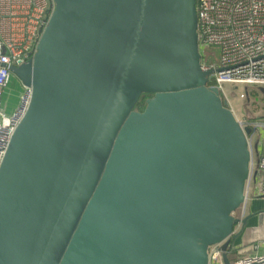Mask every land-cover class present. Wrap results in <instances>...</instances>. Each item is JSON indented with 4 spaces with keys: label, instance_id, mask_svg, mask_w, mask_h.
<instances>
[{
    "label": "water",
    "instance_id": "obj_1",
    "mask_svg": "<svg viewBox=\"0 0 264 264\" xmlns=\"http://www.w3.org/2000/svg\"><path fill=\"white\" fill-rule=\"evenodd\" d=\"M53 1L11 68L32 99L0 166V264H209L249 219L257 131L209 86L197 0Z\"/></svg>",
    "mask_w": 264,
    "mask_h": 264
},
{
    "label": "built area",
    "instance_id": "obj_2",
    "mask_svg": "<svg viewBox=\"0 0 264 264\" xmlns=\"http://www.w3.org/2000/svg\"><path fill=\"white\" fill-rule=\"evenodd\" d=\"M53 0H0V166L17 127L25 117L32 89L21 85L16 104L8 112L12 96V67L32 60L53 12ZM197 37L202 69L211 71L209 86L226 99V87H264V0H197ZM220 50L218 66L208 62V49ZM243 127L264 131V121H242ZM252 168V167H251ZM257 197L264 198V150L257 160ZM264 264V241L245 254L229 243L208 250L209 264Z\"/></svg>",
    "mask_w": 264,
    "mask_h": 264
},
{
    "label": "crops",
    "instance_id": "obj_3",
    "mask_svg": "<svg viewBox=\"0 0 264 264\" xmlns=\"http://www.w3.org/2000/svg\"><path fill=\"white\" fill-rule=\"evenodd\" d=\"M12 89H10V93L12 90L13 94L16 95L15 93H18V89H16V87H12ZM246 91L247 93L252 95L254 91L259 92L261 90L255 88L251 90L246 89ZM10 99H11L10 97L7 99L9 105L8 112H10L13 109L14 104H16V102L14 103L9 102ZM259 120L264 121V115L260 116L258 114H255L240 121L248 122V121H259ZM257 132L259 134L257 147L259 146L260 149L259 152L257 151V156H259L260 154L263 153L264 150V131L261 130ZM257 191H258L257 170L255 167V169L251 168V175L249 181L247 182V187L245 192V203L243 205L241 215H239L241 219L247 217H249V219L245 226L239 224L235 228L234 236L231 238L230 241L231 245L235 249H239V250L241 249L242 253L245 254L252 253L253 244L264 241V198L257 197L256 196ZM260 213H262L261 220H260V215H261Z\"/></svg>",
    "mask_w": 264,
    "mask_h": 264
},
{
    "label": "rangeland",
    "instance_id": "obj_4",
    "mask_svg": "<svg viewBox=\"0 0 264 264\" xmlns=\"http://www.w3.org/2000/svg\"><path fill=\"white\" fill-rule=\"evenodd\" d=\"M219 54H220V50L218 47H210L208 49V56H207L208 62L218 66ZM12 87H16V89H18V93H15L16 95L13 94ZM10 89H12L11 90L12 96L9 102L14 103L16 102L19 91L21 89V84L17 79H15V77H13L12 79ZM257 89L261 91L259 92L254 91L253 94L250 95L249 93H247L246 87L243 85H237L234 87L228 85L226 87L227 95L225 101L228 103L229 108L232 110L238 121L244 120L247 117H250L251 115H255V114H258L260 116L264 115V87H260ZM258 135H259L258 132H256L255 134L252 135L250 140L251 167L253 169H255L258 160L257 151L259 152L260 150L259 146L257 147ZM242 209L243 207L235 213L236 218L241 219L239 215H241Z\"/></svg>",
    "mask_w": 264,
    "mask_h": 264
},
{
    "label": "trees",
    "instance_id": "obj_5",
    "mask_svg": "<svg viewBox=\"0 0 264 264\" xmlns=\"http://www.w3.org/2000/svg\"><path fill=\"white\" fill-rule=\"evenodd\" d=\"M151 97H152V95H149V94L142 95L140 100L136 104L135 110L142 112L146 107V100L151 98ZM230 241H231V239H230Z\"/></svg>",
    "mask_w": 264,
    "mask_h": 264
},
{
    "label": "flooded vegetation",
    "instance_id": "obj_6",
    "mask_svg": "<svg viewBox=\"0 0 264 264\" xmlns=\"http://www.w3.org/2000/svg\"><path fill=\"white\" fill-rule=\"evenodd\" d=\"M202 61H203V59H202Z\"/></svg>",
    "mask_w": 264,
    "mask_h": 264
}]
</instances>
